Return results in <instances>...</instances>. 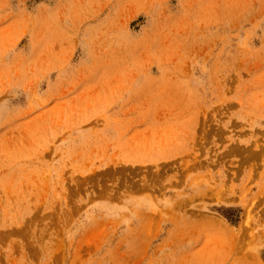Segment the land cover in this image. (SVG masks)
<instances>
[{"label": "rangeland", "instance_id": "1", "mask_svg": "<svg viewBox=\"0 0 264 264\" xmlns=\"http://www.w3.org/2000/svg\"><path fill=\"white\" fill-rule=\"evenodd\" d=\"M0 264H264V0H0Z\"/></svg>", "mask_w": 264, "mask_h": 264}, {"label": "bare ground", "instance_id": "2", "mask_svg": "<svg viewBox=\"0 0 264 264\" xmlns=\"http://www.w3.org/2000/svg\"><path fill=\"white\" fill-rule=\"evenodd\" d=\"M152 154V151L149 152V157L151 156ZM155 158V157H153ZM157 159V158H155ZM246 214L248 217L249 214H250V209H247L246 210ZM207 221L209 223H211L213 226L216 224L215 222L218 221L219 223H217L216 226H218L217 230L213 228L214 231H217L216 234H222V239L224 240V232L228 231L229 230V227L227 226L226 222H224V220H220V219H212V218H208ZM189 224L186 222V223H182V222H177L176 225H175V228L173 230L170 231L171 234H175L176 232H180V231H183L184 229H186V227H188ZM207 226V227H206ZM206 226L204 227V229H207V228H211V227H208V224L206 223ZM212 226V227H213ZM222 232V233H221ZM199 252H197V254L194 252V253H191L190 256H187L186 258V261L188 262V260H193V261H199L198 259H195V257H200L201 259L204 260L205 258V255H199L198 254Z\"/></svg>", "mask_w": 264, "mask_h": 264}]
</instances>
